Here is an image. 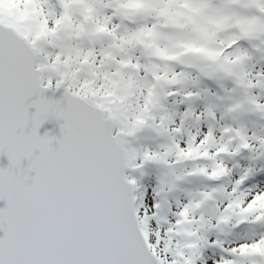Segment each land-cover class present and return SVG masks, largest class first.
I'll return each instance as SVG.
<instances>
[{
    "label": "snow or ice",
    "instance_id": "obj_1",
    "mask_svg": "<svg viewBox=\"0 0 264 264\" xmlns=\"http://www.w3.org/2000/svg\"><path fill=\"white\" fill-rule=\"evenodd\" d=\"M0 157V264H264V0H0Z\"/></svg>",
    "mask_w": 264,
    "mask_h": 264
},
{
    "label": "water",
    "instance_id": "obj_2",
    "mask_svg": "<svg viewBox=\"0 0 264 264\" xmlns=\"http://www.w3.org/2000/svg\"><path fill=\"white\" fill-rule=\"evenodd\" d=\"M45 131H50L57 136L59 135V128L58 125L55 124V122L45 124L41 129V134H43ZM5 166H7V159L4 157H0V167ZM0 206H3L2 202H0Z\"/></svg>",
    "mask_w": 264,
    "mask_h": 264
}]
</instances>
